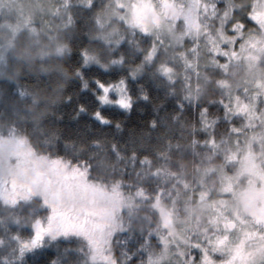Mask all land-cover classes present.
Instances as JSON below:
<instances>
[{
    "label": "snow or ice",
    "instance_id": "6c2138e0",
    "mask_svg": "<svg viewBox=\"0 0 264 264\" xmlns=\"http://www.w3.org/2000/svg\"><path fill=\"white\" fill-rule=\"evenodd\" d=\"M2 84L0 264H264V0H0Z\"/></svg>",
    "mask_w": 264,
    "mask_h": 264
},
{
    "label": "clouds",
    "instance_id": "9594fccd",
    "mask_svg": "<svg viewBox=\"0 0 264 264\" xmlns=\"http://www.w3.org/2000/svg\"><path fill=\"white\" fill-rule=\"evenodd\" d=\"M27 75H28V73H26V72H23V71L20 72V76L21 77H24V76H27ZM27 84H28L29 87H37V88H40V89L44 88L43 84H37L35 81H32V80L27 81ZM7 90H8V85L7 84L0 85V97H2L7 92ZM26 103H27V105H29L31 107H34L32 105L31 100L26 101Z\"/></svg>",
    "mask_w": 264,
    "mask_h": 264
}]
</instances>
